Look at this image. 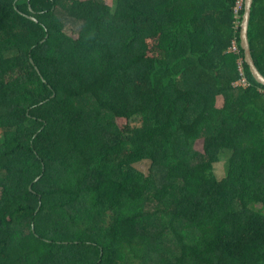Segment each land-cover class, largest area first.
Listing matches in <instances>:
<instances>
[{
    "label": "trees",
    "instance_id": "trees-1",
    "mask_svg": "<svg viewBox=\"0 0 264 264\" xmlns=\"http://www.w3.org/2000/svg\"><path fill=\"white\" fill-rule=\"evenodd\" d=\"M235 5L0 0V264H264V85ZM248 39L264 75V0Z\"/></svg>",
    "mask_w": 264,
    "mask_h": 264
},
{
    "label": "water",
    "instance_id": "water-1",
    "mask_svg": "<svg viewBox=\"0 0 264 264\" xmlns=\"http://www.w3.org/2000/svg\"><path fill=\"white\" fill-rule=\"evenodd\" d=\"M252 2L253 0H244V12L240 22V46L244 52V60L247 63L249 70L252 73L254 79L258 83L264 85V75L259 70V68L257 67L254 61L248 39V25H249Z\"/></svg>",
    "mask_w": 264,
    "mask_h": 264
},
{
    "label": "built area",
    "instance_id": "built-area-1",
    "mask_svg": "<svg viewBox=\"0 0 264 264\" xmlns=\"http://www.w3.org/2000/svg\"><path fill=\"white\" fill-rule=\"evenodd\" d=\"M244 0H236V5H235V13L239 11V9L243 6ZM237 43L234 40L232 42V45L229 47L228 51L231 50H237ZM242 58L238 59V71H239V77L233 82L235 86H242V87H247L249 85V82L247 80V77L245 76V73L243 71V66H242Z\"/></svg>",
    "mask_w": 264,
    "mask_h": 264
},
{
    "label": "rangeland",
    "instance_id": "rangeland-1",
    "mask_svg": "<svg viewBox=\"0 0 264 264\" xmlns=\"http://www.w3.org/2000/svg\"><path fill=\"white\" fill-rule=\"evenodd\" d=\"M105 1L110 4L112 0H105ZM222 102H223V97L219 96L217 98L218 106H221ZM229 155H230V153L227 151L222 152L220 155L219 162H217L215 164L214 170H215V173L218 177H222L226 174L227 169H228V163H229V161H228ZM149 208H151V206H149Z\"/></svg>",
    "mask_w": 264,
    "mask_h": 264
}]
</instances>
